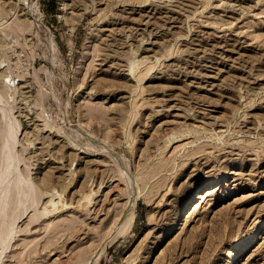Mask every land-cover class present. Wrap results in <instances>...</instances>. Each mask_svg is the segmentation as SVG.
Instances as JSON below:
<instances>
[{"label": "rangeland", "instance_id": "obj_1", "mask_svg": "<svg viewBox=\"0 0 264 264\" xmlns=\"http://www.w3.org/2000/svg\"><path fill=\"white\" fill-rule=\"evenodd\" d=\"M0 104V264H222L264 222V0H0Z\"/></svg>", "mask_w": 264, "mask_h": 264}, {"label": "bare ground", "instance_id": "obj_2", "mask_svg": "<svg viewBox=\"0 0 264 264\" xmlns=\"http://www.w3.org/2000/svg\"><path fill=\"white\" fill-rule=\"evenodd\" d=\"M2 104V103H1ZM0 104V105H1ZM2 106V105H1ZM2 109H3V106L1 107ZM5 110V109H4ZM4 110H3V113H4ZM6 112V111H5ZM9 119V118H8ZM10 133L11 134H9V135H11L10 137H8V138H11L12 137V134L14 133V131L12 132V131H10ZM7 138V137H6ZM13 138V137H12ZM15 138V137H14ZM6 140H8V139H6ZM13 140V139H12ZM11 141V140H10ZM7 141H5V143H6ZM13 142V141H12ZM11 142V143H12ZM16 142V141H15ZM10 143V144H11ZM6 144H9V143H6ZM9 144V145H10ZM12 146L14 145V142L11 144ZM4 146H5V144H4ZM8 146V145H7ZM5 148V147H4ZM8 148V147H7ZM14 149V148H13ZM6 150V149H5ZM9 151H13V150H9ZM10 152V153H11ZM6 154H8V151H6L5 152ZM4 153V154H5ZM8 154V155H13L12 153L11 154ZM5 154V155H6ZM7 156V155H6ZM5 156V160H6V157ZM11 158H12V156H10ZM11 158H10V160H11ZM13 160H14V158H13ZM6 162V161H5ZM21 162V161H20ZM6 163H8V165H9V160H8V162H6ZM5 163V166L7 165ZM10 163H12V161L10 162ZM14 163H15V160H14ZM13 163V168H14V166H15V164ZM18 164V163H17ZM7 165V166H8ZM17 166V165H16ZM10 167V166H9ZM3 169V168H2ZM4 169H6V167L4 168ZM3 169V170H4ZM11 169H12V166H11ZM10 169L8 168V170H6L7 171V173H5L4 172V174L6 175V177L7 176H10V178H11V174L13 173V171L11 172V174L10 175H8V173H10V172H8ZM13 170V169H12ZM2 172V171H1ZM2 175V174H1ZM12 177H14V176H12ZM7 178H9V177H7ZM0 179H2V178H0ZM3 179H4V177H3ZM11 179H13V178H11ZM11 179H9V182H12V181H10ZM3 180H1L0 181V183L2 182ZM5 181V180H4ZM13 181H15V179L13 180ZM6 182H8V180L6 181ZM6 182H2V183H4V185H5V183ZM16 183H14V185L15 186H13L12 185V187H10L9 186V183H8V186H4L3 185V187H5V189L4 190H1V191H4V193H5V190H6V187L8 188V187H10V189L8 188V191H6V194H5V197H3L4 199H2L1 200V198L2 197H0V201H2V203H0V222H1V219H3V220H5L6 219V216H7V212H8V208H10V205L12 206L13 205V208L15 209L14 211L16 212V210H18L19 208H20V206H23L25 203H26V200H27V198H28V196H29V187L27 188L25 185H24V183L23 182H21V181H15ZM7 184V183H6ZM2 185V184H1ZM1 185H0V189L2 188L1 187ZM11 185V184H10ZM197 190V189H196ZM211 191V190H210ZM212 192V191H211ZM211 192H209V185L208 186H203V187H201V188H199L195 193H194V195H192V196H190L189 197V199L186 201V203H185V205L183 206V208L181 209V211H180V213L178 214V216H177V218H176V220H175V222H174V226L172 227V231L170 232V234H173L175 231H177V230H180L181 228H183L184 226V224H185V222H186V219H188L189 217H190V215L199 207V205L200 204H203L205 201H206V199L209 197V195L211 194ZM33 194V192H30V194ZM2 195V194H1ZM4 195V194H3ZM28 203H29V201H28ZM31 204H33V202L31 203ZM14 213V212H13ZM21 212H19V214H20ZM129 216V215H128ZM20 217V216H19ZM17 218H18V216H17ZM17 218H15V219H17ZM133 219H134V217L132 216V217H130V218H127L126 217V221H124L125 223H124V227L121 229V231L122 230H124V229H126V228H128V227H130L131 225H132V223H133ZM10 220V219H9ZM12 220V219H11ZM118 221V220H117ZM9 222V221H8ZM11 222V221H10ZM9 222V223H10ZM1 224H2V222H1ZM5 227H3L2 229L3 230H5V232H6V229H4ZM264 229V222H262V223H259L256 227H255V230L252 232V233H250L247 237H245V238H242V239H240V240H238V241H236L230 248H229V250L230 251H228V255H226V258H224L223 259V263L222 264H237L238 262H239V260L241 259V257L243 256V254L245 253V252H247L248 250H250L251 248H253V246L255 245V243L257 242V240L261 237V232H262V230ZM4 232V233H5ZM8 232V231H7ZM3 233V231H1V233H0V236H1V234ZM259 234V235H258ZM3 235V234H2ZM4 236V235H3ZM8 236V235H7ZM0 239H2L1 240V243H2V245L3 246H5L6 244L4 243V239H3V237L1 236L0 237Z\"/></svg>", "mask_w": 264, "mask_h": 264}]
</instances>
